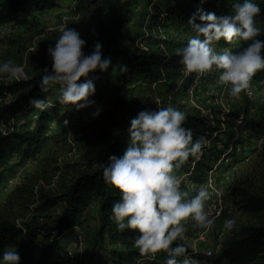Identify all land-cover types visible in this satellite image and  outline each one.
<instances>
[{
    "label": "trees",
    "instance_id": "16d2710c",
    "mask_svg": "<svg viewBox=\"0 0 264 264\" xmlns=\"http://www.w3.org/2000/svg\"><path fill=\"white\" fill-rule=\"evenodd\" d=\"M33 3L41 12L58 7V0H0V28L18 22V13ZM243 0H168L156 4L147 33L128 38L124 27L131 21L130 0H84L83 8L89 12L90 20L96 21L94 34L102 44L103 57L114 52L119 58L116 93L106 99L100 115L86 123L77 141L82 144L80 159L62 160L68 154L67 131L64 127L56 133L50 129L55 113L63 105L55 99L54 107L40 111L29 105L32 98H47L39 84L45 69L51 71L52 61L41 63L27 80L0 81V182L6 172L14 174L22 170V183L0 206V259L5 250H17L21 264H61L57 256L68 230L82 224L86 214L97 206L102 230L107 231L111 244L118 246L110 250L115 264L126 261H145L146 264H165L167 255L161 251L151 257L142 256L134 244L135 230H117L112 215V204L120 198L119 190L106 183L103 166L89 167V148L97 142L108 143V156H121L128 146L130 120L144 109H159L172 106L186 115L184 127L193 132V140L205 138L208 145L203 155L190 157L181 168L196 183H201L214 164L233 155V149L243 142L240 111L224 110L204 113L190 104L185 95L199 77L195 72L187 73L180 63L175 49L187 45L196 35L188 24L190 17L203 8L216 15L233 14L232 4ZM262 12L256 17L262 29L257 39L264 40V0H253ZM197 23L200 21L197 20ZM250 41L223 38L214 42L220 52L228 49L233 53L242 51ZM94 48L84 51L90 54ZM126 65L127 71H121ZM82 79V77H81ZM254 83L264 86V70L252 78ZM80 83V81H78ZM217 111V110H215ZM223 136L226 137L223 138ZM13 162V163H12ZM12 164V165H11ZM3 170L1 171V169ZM44 180L55 184L58 190H36V184ZM235 203L246 216L236 225L232 236L224 242L218 258L202 256L213 264H264V193L253 187L251 181H241L233 188ZM61 202L64 211L53 222L46 215ZM50 216V215H49ZM187 257L200 255L183 240ZM183 260L184 257H178Z\"/></svg>",
    "mask_w": 264,
    "mask_h": 264
},
{
    "label": "clouds",
    "instance_id": "9594fccd",
    "mask_svg": "<svg viewBox=\"0 0 264 264\" xmlns=\"http://www.w3.org/2000/svg\"><path fill=\"white\" fill-rule=\"evenodd\" d=\"M206 0H200L201 5ZM233 14L216 15L198 8L188 20L196 33L187 45L175 49L180 63L187 73L202 76L220 71L219 81L228 87V95L239 98L247 90L253 76L264 70V40L257 39L262 29L258 17L262 10L253 0L232 4ZM200 22L197 23L196 21ZM59 38L48 46L52 69H45L40 80V90L47 93L60 85L57 100L63 105H73L76 110L95 104L90 99L96 88L89 74L97 70L105 72L111 65L110 57H103L102 44L97 42L94 50L86 54L83 49L87 41L74 28L61 25ZM223 38L250 41L242 51L233 53L228 49L218 52L214 42ZM121 71H127L122 65ZM0 75L7 79L27 80L23 67L11 60L0 61ZM81 77L85 79L81 80ZM29 105L46 111L54 107L47 98H32ZM100 110L93 113L98 117ZM186 115L172 106L159 109H144L130 120L129 141L123 155H111L103 164L106 183L119 190L120 198L112 204V215L119 232L135 230L134 246L142 256L165 252V264H190L183 244L173 242L184 240L189 219L194 226L210 229L215 218L205 211L210 194L201 188L195 196L181 190V180L175 170L181 168L190 157L199 159L208 145L205 138L193 140V132L184 127ZM67 123V121H65ZM224 226L231 231L236 228L234 218L226 219ZM184 257L181 261L178 257ZM0 264H21L17 250H5Z\"/></svg>",
    "mask_w": 264,
    "mask_h": 264
},
{
    "label": "rangeland",
    "instance_id": "374dc122",
    "mask_svg": "<svg viewBox=\"0 0 264 264\" xmlns=\"http://www.w3.org/2000/svg\"><path fill=\"white\" fill-rule=\"evenodd\" d=\"M167 1L130 0L131 21L124 27L126 36L131 39L142 32L147 33L154 5ZM58 2V7L46 12L39 11L31 2L17 14L16 24L0 28V61L11 60L15 65L23 67L29 77L41 63L52 61L48 54V46L54 45L59 38L58 29L61 25L74 28L81 33V38L87 41L83 51L94 48L97 42L100 43L93 32L95 30L93 27L98 26L97 22L91 21L89 12L81 8L84 0H58ZM105 57L111 58L112 63L109 69L105 72L97 70L89 74L96 88L95 95L90 98L95 101V104L79 111L71 104L62 105L55 113L54 122L50 124L52 132L61 131L64 127L68 133V154L64 155L62 160L80 159L82 144L76 140L77 137L82 133L86 123L94 119L93 113L97 109L103 110L104 102L101 97L106 99L116 93L119 58L114 52ZM219 75L220 71H212L199 76L186 92L185 97L190 104L204 113L213 114L215 112L219 115L220 111L224 110L244 113L246 122L239 123L238 121L242 125L241 128H244L241 131L243 142L233 149V155L222 161L216 168L217 190L224 196L223 215L218 220L217 229L209 241L197 246L200 258L198 260L189 259L190 264H213L202 256H204V251L209 249L214 252V259L220 256L224 242L232 236L233 232L225 228L224 221L234 218L237 225L245 220L246 216L235 203L234 187L241 181H251L253 187L264 193V86L253 83L255 91L253 98L246 96L244 91L239 98H233L228 95V87L219 81ZM84 79L82 77L80 82ZM11 80L13 79H7L6 75H0L2 82ZM59 93L60 85L57 84L49 90L47 99L54 103ZM223 138L226 140L225 136ZM108 150L106 142H97L91 146L88 158L89 167L101 168L107 159ZM182 173H184L182 169L175 170L177 176ZM21 175V169L17 174L6 172V178L0 182V206L6 203L9 195L22 183ZM181 184V190L188 192L189 197L195 196L202 188L192 183L183 182ZM56 185L40 180L36 184V190L38 193L40 190H58ZM211 199L210 195L205 203V209ZM65 207L66 203L61 202L50 210L45 220L53 222ZM86 216L81 225L71 228L64 235L62 246L57 252V256L62 258L61 264H115L110 258V250L118 246L111 244L107 231L102 230L97 206L93 207ZM185 226L187 228L185 235L191 238L195 229L194 222L189 219ZM124 264H138V262L126 261ZM222 264L228 263L223 261Z\"/></svg>",
    "mask_w": 264,
    "mask_h": 264
},
{
    "label": "built area",
    "instance_id": "2783aa9c",
    "mask_svg": "<svg viewBox=\"0 0 264 264\" xmlns=\"http://www.w3.org/2000/svg\"><path fill=\"white\" fill-rule=\"evenodd\" d=\"M253 81H250L249 88L245 90V95L248 96L249 98H253L255 96V91L253 89ZM245 116L244 113H242V119ZM242 120H239V123H241ZM5 128L0 127V131L4 132ZM224 161V160H222ZM219 161L218 163L214 164L213 169L209 171L205 179L201 183H196L193 179H191L186 173H182L178 175L177 177L181 180V183H192L195 185H199L202 188L207 189V191L210 193L212 199L209 201L205 211L208 212L210 218H215V223L210 229H203V228H198L195 227L194 232L191 236V238H188L186 235V238L183 240L184 242H191L189 246L194 250V252L198 253L197 246L200 243L208 242L209 239L212 237L214 232L217 229V224L218 220L222 217L223 215V210H224V196L222 193L218 192L217 190V183H216V176H215V171L217 166L222 162ZM182 185V184H181ZM213 195V196H212ZM204 255L207 257H212L214 255V252L212 250L204 251ZM190 260H198L197 257L191 256L188 257ZM138 264H146L145 261H137Z\"/></svg>",
    "mask_w": 264,
    "mask_h": 264
}]
</instances>
